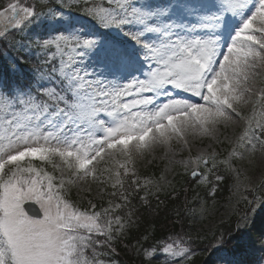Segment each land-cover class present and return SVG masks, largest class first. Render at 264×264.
I'll use <instances>...</instances> for the list:
<instances>
[{"label": "snow or ice", "instance_id": "obj_1", "mask_svg": "<svg viewBox=\"0 0 264 264\" xmlns=\"http://www.w3.org/2000/svg\"><path fill=\"white\" fill-rule=\"evenodd\" d=\"M0 43L35 61L22 73L23 58L6 56L0 68V264H116L134 223L121 213L152 186L135 160L173 141L188 156L169 163L208 195L224 173L247 193L236 242L225 248L221 234L212 251L223 264H264V226L251 234L264 180L242 187L237 167L257 152L264 161V0H7ZM213 145H227L223 158ZM92 184L106 203L71 198ZM149 236L138 250L147 264L195 255L190 235Z\"/></svg>", "mask_w": 264, "mask_h": 264}, {"label": "trees", "instance_id": "obj_2", "mask_svg": "<svg viewBox=\"0 0 264 264\" xmlns=\"http://www.w3.org/2000/svg\"><path fill=\"white\" fill-rule=\"evenodd\" d=\"M6 2L7 0H0V5H4ZM21 2L31 4L33 0H21ZM6 56L23 58V63L19 65L22 73H26L29 67L35 62L34 58L26 54L23 50L6 49L0 43V68L10 64V60ZM135 170L137 178L141 180L142 186L148 181L152 182V186L150 188H144L141 192H134L131 197V204L121 213V215L126 216L130 208L133 213L132 220L134 223L128 225L125 229V235L114 245L116 252L111 256V259L116 264H145L146 262L141 260V253L138 250L144 245L142 237L146 233H150L148 243L151 244L157 239L191 230L192 227L189 221L192 218V195L197 192L205 201L215 197L223 199L228 194L232 182L231 175L224 173L226 179L217 186L215 195L210 196L208 195L210 190L208 186L198 183V179H191L189 175L185 174L184 170L178 168L177 174L168 184V188L160 192L159 198L157 199L153 178L159 176L161 173L160 166L155 164L143 166L141 163L135 162ZM220 171L223 173V168ZM130 179L126 181V187ZM173 189H175V194L178 197L175 200L170 195ZM108 191L110 192L111 189L109 188ZM146 193L148 194L147 202L141 201L140 197ZM104 198V201H106L110 197L104 194ZM239 207L243 211L244 205L242 203ZM177 213H179V216H177ZM238 215L239 213L236 212L226 221L219 223L211 235L205 236L201 240L196 239V243L193 245L196 250L195 255L186 264H205L206 252H211V245L216 243V239L221 234H223L226 241L224 247L231 248L239 235L235 232ZM178 220L179 222H177ZM229 234H233V239H228Z\"/></svg>", "mask_w": 264, "mask_h": 264}, {"label": "rangeland", "instance_id": "obj_3", "mask_svg": "<svg viewBox=\"0 0 264 264\" xmlns=\"http://www.w3.org/2000/svg\"><path fill=\"white\" fill-rule=\"evenodd\" d=\"M239 129H237V132ZM210 141H203L202 143L194 141L193 154L199 148H204ZM227 145H213L209 151H216L218 154L224 152ZM172 152H167L166 148L163 146L156 147L152 152L145 153L143 157L136 158L135 161L142 162L143 165H148L151 163H156L161 166V174L156 180V192H160L161 189H167L168 184L176 174V169L183 168V165L176 163H169L170 159H175L179 161L188 156L187 152H180L179 146L175 141L171 144ZM167 152V154H166ZM173 152L177 153L173 157ZM237 167L242 170V175L240 176V181L243 185L251 183V185H260L262 180H264V161H261L260 154L257 152L255 156H247L244 161L237 162ZM163 177V179H161ZM235 179L231 182V187L228 194L223 199H211L207 202L204 199L197 198L195 195L191 198L193 200L192 206V218L190 221L191 230H188L184 234L190 235L193 239L195 238H204L205 236L210 235L213 230L216 228L219 223L227 220L232 214L236 212L237 202L246 195L243 190L237 191L235 188ZM87 187V184L85 185ZM92 195L88 196L86 193H78L73 189V200H76L78 195L82 196L83 199L80 200L82 206H87L86 201L92 199L97 205L103 202V196L100 194V188L96 184H92ZM264 192V188L261 189ZM251 198V197H249ZM253 207H256V201H253ZM252 212H249L251 215ZM239 223H243L240 221ZM264 226V209L257 208L255 214V225L251 230V234L254 238L258 237L259 229ZM216 256L207 255L205 260L207 264H213L215 262L223 264V261L219 259L221 252H216ZM147 264V263H146ZM153 264H157L156 261H153Z\"/></svg>", "mask_w": 264, "mask_h": 264}]
</instances>
